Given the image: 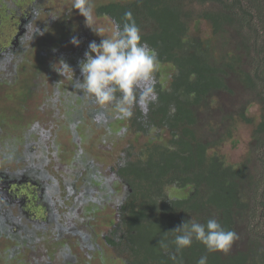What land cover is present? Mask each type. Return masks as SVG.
Returning <instances> with one entry per match:
<instances>
[{"label": "trees", "instance_id": "16d2710c", "mask_svg": "<svg viewBox=\"0 0 264 264\" xmlns=\"http://www.w3.org/2000/svg\"><path fill=\"white\" fill-rule=\"evenodd\" d=\"M126 12L159 65L172 71L165 86H155L153 112L137 111L133 120L157 128L156 139L169 132L167 143L151 140L125 178L133 190L125 206L133 212L116 229L125 230L123 237L110 244L121 243L132 264H197L205 255L207 264H264V0H131L96 8L121 29ZM202 23L211 30L205 39ZM230 84L244 95L236 105L220 101L233 95ZM226 106L233 111L221 115ZM241 124L252 130L247 157L232 165L216 149ZM191 218H215L235 232L230 250L208 252L194 240L178 252L179 233L171 231Z\"/></svg>", "mask_w": 264, "mask_h": 264}, {"label": "flooded vegetation", "instance_id": "af4514ba", "mask_svg": "<svg viewBox=\"0 0 264 264\" xmlns=\"http://www.w3.org/2000/svg\"><path fill=\"white\" fill-rule=\"evenodd\" d=\"M5 2H7V5L4 9ZM68 4L69 1L61 3L57 0H0V12L5 11V15H3L4 18L0 16V20L10 17L13 21H17V24H15L16 29L14 30L15 34H13L14 36H10L12 39L9 43L3 45L0 37V244L4 243L5 246L14 251H18L21 248H23V251L27 249L35 251L36 248L48 250V248H50L52 251L50 254L52 256L42 255L36 260V264H89V262L86 261L78 263L77 258L73 255V259H70L71 256L69 253L72 254V245L78 243L77 239L79 238L75 237L78 233L74 229L68 230L66 224L62 223L60 219V216L66 214H63V210L66 203H68L73 196V193L60 191L59 201L50 197L51 194L48 191L52 189V186L48 183L51 180L48 179L46 175L44 176L41 170V167L48 163V159L44 157V154L41 157L42 153L40 152L42 148H45L47 142L51 141L50 139L53 135L50 130L54 126L53 118L48 114L49 110L46 108L47 102L40 105V111L37 112V114H42L41 123L37 120L33 122L28 129V123L26 122L28 114L30 113L29 105L32 98L29 94L32 95L33 90L40 93L44 92L43 88L38 85L43 78L48 80L46 91L49 93V84L51 82L55 83V77H58L53 66L60 58V46H65V43H59V38H53L48 41L44 40L43 36L39 34V32H43V35H45L44 32L47 31L44 26H41L42 16L44 13H48L50 15V23L54 21V23H58L56 25L58 27L56 34L60 33V36L63 35V38H61L62 40L66 36L63 24L69 26L68 30L70 33L72 29L70 22L72 21L73 14L75 15L76 13L71 11V9H64V15L62 17L60 16L62 11L59 13L58 11L50 9L52 8L51 6L60 5H62L63 9L67 7ZM14 5L19 7V9H14L15 11L13 12L12 8ZM98 17L109 20L111 24H114L115 29H117L118 26L106 15ZM53 19L55 20L52 21ZM1 28L2 25L0 22V30ZM36 29L39 31L34 33L33 38V32ZM74 29L81 31L86 30L83 26H76ZM79 37L81 40L79 46H89V33L85 32ZM68 44L70 46H76L72 43ZM42 46H51L52 57H49V55L44 52ZM35 47L36 49L33 50ZM37 47L39 50H37ZM65 54L66 53L61 55L62 59H64L63 57ZM29 55L36 57L34 60L39 62L38 70L42 72L41 76H38L40 74L38 71L39 74L36 76L34 87L28 84L30 75L23 74L27 71V66L29 64L27 57ZM49 58H51V61L48 60ZM44 59L47 60V65H44ZM32 63L33 62H31V64ZM164 67L165 66L158 65L157 70L153 74V80L144 82L137 88L136 94L138 97L141 92H146L150 88L155 92L157 83H161L165 86L162 73ZM44 73H46V76ZM73 81L75 83L78 80L75 78ZM35 87H37L38 91ZM56 92H58L57 88ZM155 94L158 99V91H156ZM157 99L154 101L149 99L145 108H142L139 103H137L133 106V114L130 117L119 116L116 113L108 116L105 111L106 108L102 106L90 111L91 123L97 122V130H109V133H113V131H129L132 135L145 137L147 139V141L142 144H138L135 140L134 145L126 146L125 149L117 154L116 162L110 164L108 168L110 179L107 183L109 186L104 185L102 190H100L101 188L97 184L100 190L98 195L96 193V188L94 189L91 187L89 189L88 185L84 187L83 192L85 194L95 193V195H87L84 199L87 205V213L95 214L96 210L103 212L105 209L112 213L111 219L109 221L105 219L104 222L106 227H109L106 234L102 235L103 247L95 244V238L90 244L86 245L88 250H92L95 253L93 255V260H98L94 261V264H104L103 260L109 257H113L114 260L119 261L121 264H132V262L129 261L130 253L121 246V243V248H116L110 244V241L118 240L119 242V238L123 237L125 230L119 229V231L116 232V229L119 228V225L120 227L122 226L123 216H129L133 212V209L126 207L128 202L132 200L133 190L125 178L135 170V164L141 159L139 158L140 152L143 151L148 144H151V140H153L152 145L154 143H167L168 141V128L162 130L164 131L163 139L150 138L149 132L151 130L157 132V128L153 125L146 127L145 123H142L143 125L140 127V125L133 120L137 111L142 114H149L150 111L153 112L150 109V105L154 106L157 103ZM71 100L70 106L74 109L76 101H79L80 104L83 105L80 106V111L86 110L89 106L97 105L94 98L88 102L87 96L83 94L74 95ZM55 101H58V98ZM56 104L59 105L60 101L56 102ZM55 114L59 115L58 110ZM97 118H100L101 121H105V124H98ZM146 119H149V117ZM125 122L128 130L121 129ZM83 125L84 123L79 118H75L71 126L78 131ZM37 126L40 129L48 126V129H44L45 134L44 131L41 132L39 142L35 144L34 149L33 145H29V130L34 131ZM81 129L79 134L81 135L82 141H85L86 135L83 136L81 134ZM143 130L144 132H142ZM114 135L116 136V134ZM112 139L115 140V143L120 140L119 138ZM74 140L78 144L81 141L79 136H75ZM88 148L90 147L86 146V150H88ZM86 150L83 152L87 157L91 156ZM33 157H35V159H33ZM28 158L31 161L32 159L35 161L37 160V166L30 167L29 162L31 161H29ZM12 165H14V167ZM16 166H18V168ZM75 204L77 205L78 202L76 201ZM124 207H126L127 212L123 211ZM37 210L45 212V217H42V219L37 218ZM90 219L94 218L90 217ZM40 221H44V224L39 225L38 222ZM29 225H31V227H29ZM52 225L56 226L55 230L52 229ZM77 225V221L72 224L73 227ZM29 231L36 232L40 235V239L37 241L39 242L38 245H29V243L34 241L26 240V235ZM91 238L92 236L90 234H84V240L90 241ZM24 244L27 245V247H24ZM62 251H66L67 253L65 256L60 257ZM106 251H110L111 254L106 253ZM3 253L4 251L0 250V255ZM62 258H65L66 261L62 262L60 260Z\"/></svg>", "mask_w": 264, "mask_h": 264}, {"label": "rangeland", "instance_id": "374dc122", "mask_svg": "<svg viewBox=\"0 0 264 264\" xmlns=\"http://www.w3.org/2000/svg\"><path fill=\"white\" fill-rule=\"evenodd\" d=\"M59 2L69 1V4L67 7L62 9V5L60 6H51L52 8L50 10L61 12L60 16L63 17V10L64 9H71V11H74L76 14H73L72 21L70 22V26L72 29L76 28V26H83L86 30L81 31L71 29V32L66 34L64 39L63 35L60 36V33L56 34V30H58V27L56 26V23L50 24V15L48 13H44L42 16L41 26H44L47 31H45V35L43 36L44 40H52L53 38H59V43L63 44L65 43V46H60V58L61 55L66 53L64 55V61H66L71 68L74 71V79L76 78L78 81L83 80V76L80 71V62L85 59V52L88 51V46H70L68 43H71V40L73 37H76L80 40L81 35L83 33H89V42H97V44L100 43L102 39L105 37H110L115 32V26L114 24L105 19L98 17L96 14V8L100 7L101 5H106L109 2H128L131 0H91L92 4V25L97 28L103 29L102 35L97 34L92 30L91 27L87 26L85 22V17L79 14L78 10L73 9L72 4L73 0H57ZM7 2H5L4 9L6 8ZM14 9H19V7L15 6L12 8V11L14 12ZM5 11L0 12V16L2 17ZM15 14V13H13ZM4 18V16H3ZM2 28L0 30V37H1V43L3 45L10 42L12 39L13 34H15V24H17V21H13L10 19V17H7L6 19L0 20ZM68 26V25H67ZM69 27V26H68ZM211 30L205 23H202L199 29V36L202 38H208L210 37ZM5 35V38H4ZM14 36V35H13ZM7 46V45H6ZM44 48V52H46L49 57H52L51 53L52 50L50 49L51 46H42ZM33 48V50H35ZM37 50L39 48L37 47ZM36 57L33 55H29L27 57L29 64L27 66V71H25L23 74H29V86H35L34 82L36 79V76L38 73V66L39 62L34 60ZM44 65H47V60L44 59ZM51 61V58L48 59ZM56 63H58V61ZM31 62H33L31 64ZM19 68V67H18ZM17 68V69H18ZM17 71V70H16ZM40 74L38 76H41L42 72L39 71ZM20 73V70H19ZM57 73V72H56ZM163 78L169 79L172 75V71L168 69L167 67H164L162 69ZM46 76V73H44ZM58 77H55L56 82L50 83L48 92L46 91V88L48 87L47 79L43 78V80L38 84L43 88L42 93L35 92L33 90V94L31 96L30 100V113L28 114V119H26V122L28 123V129L31 127L33 122L39 120L41 123L42 121V114H37V112L40 111V105L47 102L46 108L49 110V115L52 116L54 121V126L50 130L53 137L50 139L51 141H48L45 145V148L41 149V157L44 154V157H46L48 160V163L43 165L41 167L43 175L48 177L51 181L48 183L52 186V189L48 191L53 199H57L59 201V192L60 191H68L72 192L73 196L70 198V201L66 203L63 214L60 216V219L62 223H65L67 226V229H74L77 231V235L75 237L79 238L77 239L78 243L72 245V254L69 253L71 256L70 259H73V256L77 258L78 263H83L84 261L89 262V264H94L93 255L95 254L92 250H88L86 245L90 244L94 238H95V244H98L99 246L103 247L102 244V235L106 234L107 229L109 226L106 227L105 225V219L110 220L111 219V212L107 209H105L103 212H99L96 210L94 213H87V205L84 202V199L87 197V195H95V193H84V187L86 185L89 186V189L93 187L96 188V193L98 195L99 191L102 190L104 185L109 186L107 181L110 179V175L108 173V168L110 164L113 162H116L117 154L121 152L123 149L126 148L128 145H134L135 140L138 144L145 143L147 139L145 137H139L137 135H132L129 131H113V133H109V130L101 131V129L97 130L98 126H96V123H91V116L90 111L93 109L100 108V105L96 106H89L86 110L80 111L81 107L83 106L80 104L79 101L75 102V109L70 106V103L72 102V96L84 94L81 92V90L78 87H75V83L72 80L64 79L61 75L57 73ZM37 89V87H35ZM56 88L58 92H56ZM230 91L233 93V95L229 98L228 93H224V95L221 96L220 101L225 103L231 104L234 102V105H236V102L238 99H241L242 91L239 92V89L237 86L230 84L229 85ZM38 91V89H37ZM40 93V94H39ZM87 96V101L93 100L91 96ZM58 98V101H60V104L57 105L55 101ZM48 100V101H45ZM69 107V109H68ZM106 108V114L114 115L115 111L113 107L107 106ZM58 110L59 115H56V111ZM222 110V108H221ZM228 110H232L231 107L226 106L223 108V111L221 115H223ZM250 114L251 116L257 118L259 115V111L257 107L251 106L250 107ZM44 116V115H43ZM94 116V115H93ZM41 118V119H40ZM79 118L84 125L79 128L77 131L76 129H73L71 126L72 123H74V119ZM220 119V118H219ZM98 124L104 125L105 121H101L100 118H97ZM126 121V120H124ZM223 121V120H222ZM82 128V129H81ZM104 128V127H103ZM251 128V127H250ZM249 127H247L244 124L239 125L238 129L233 132V137L226 139L219 148L216 149V152L220 155H222L226 161L229 164L235 165L241 163L246 157L248 152V143L250 142V136L252 133V130ZM44 129H48L47 127H43L40 129L38 126L34 129V131L29 130V145H33V148L35 149V144L39 142V137L41 135V132L44 131ZM73 129V130H72ZM81 129V134L84 136L86 135L85 141H82L81 135L79 134V131ZM123 130H128L126 122L121 127ZM150 138L156 137V132L154 130H151L150 132ZM45 134V131H44ZM116 134V136L114 135ZM43 135V134H42ZM75 136H79L81 141L80 143H76ZM112 138H119L120 140L115 143V140ZM86 146H89L88 150H86ZM88 151L91 156H88L83 151ZM29 154H31L29 151H27ZM98 157V158H97ZM35 159V157H33ZM32 161L28 158L29 165L31 166H37V160ZM14 167V165H12ZM18 168V166H16ZM106 182V184H105ZM100 186V190L98 188V185ZM73 187V188H72ZM171 195H181L177 190L172 189L169 191ZM98 200V199H97ZM78 202L76 205L75 202ZM45 212L41 210H37L36 215L37 218L42 219L44 218ZM90 217L94 219H90ZM13 218V216H12ZM78 222V225L76 227H73L72 224L75 222ZM42 222V223H40ZM38 222L40 224H44V221ZM31 227V225H29ZM41 227V226H40ZM56 226L52 225V229L55 230ZM84 234L88 235L90 234L92 238L90 241L84 240ZM40 239V235L36 232L29 231L26 235V240H34L32 243H29V245H38L39 242H37ZM83 242V244H82ZM24 247H27V245L24 244ZM48 248V247H47ZM0 250L4 251L2 255H0V264H36V260L40 258L42 255L46 256H52L50 253L52 252L50 248L48 250H45L43 248L38 249L36 248L35 251H32L31 249H27L23 251V248H21L18 251H14L13 249L7 247L4 245V243L0 244ZM32 251V252H30ZM66 251H62L60 253V257H63L66 255ZM106 253L111 254L110 251H106ZM73 255V256H72ZM4 257V258H3ZM62 262H65L66 259L62 258L60 259ZM104 264H121L119 261L114 260L113 257H109L105 260H103ZM123 264V263H122Z\"/></svg>", "mask_w": 264, "mask_h": 264}, {"label": "clouds", "instance_id": "9594fccd", "mask_svg": "<svg viewBox=\"0 0 264 264\" xmlns=\"http://www.w3.org/2000/svg\"><path fill=\"white\" fill-rule=\"evenodd\" d=\"M72 7L85 17L87 26L103 36V29L94 27L91 23V0H73ZM125 19L128 22L122 29L117 27L112 36L105 37L99 44L95 41L89 44L85 59L80 62L83 80L75 82V87L94 98L98 105H111L117 115L130 117L133 114L132 108L137 103L145 108L149 99H157L151 88L141 92L139 97L136 90L142 83L153 80L159 60L155 51L142 42L140 29L132 13L126 12ZM38 31L36 29L33 32V38ZM39 34L43 35V32ZM71 43L79 46L80 41L73 37ZM53 68L64 79L74 80L73 69L63 59ZM171 232L179 233L173 241L178 252L191 247L195 240L202 243L208 252L227 253L236 239V233L224 229L215 218L209 219L206 224L191 218ZM160 244L165 246L162 241ZM197 264H207V256H202Z\"/></svg>", "mask_w": 264, "mask_h": 264}]
</instances>
